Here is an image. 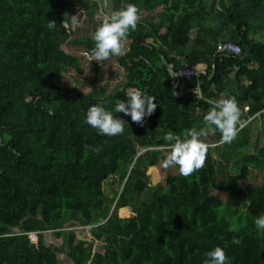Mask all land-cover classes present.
Wrapping results in <instances>:
<instances>
[{"label":"trees","instance_id":"obj_1","mask_svg":"<svg viewBox=\"0 0 264 264\" xmlns=\"http://www.w3.org/2000/svg\"><path fill=\"white\" fill-rule=\"evenodd\" d=\"M128 3L140 19L115 58L113 76L123 79L112 86L104 70L114 57L79 79L92 58L99 0H0V264H61L62 255L69 264H203L216 246L230 264H264V232L253 223L264 214V184L247 183L250 171L264 172V136L251 137L264 118V0H113V10ZM79 11L91 25L78 27L81 36L64 23ZM229 43L240 53L218 51ZM163 58L177 74L204 70L201 96L175 95ZM193 88L180 78L178 92ZM132 91L157 98L142 124L120 113L124 132L108 137L84 123L91 105L111 109ZM227 97L242 113L235 139L222 144L213 130L214 141L202 138L200 170L185 177L165 168L163 136L185 138ZM111 177L119 189L108 195ZM78 227H89L102 249L78 239ZM48 232L63 243L47 245Z\"/></svg>","mask_w":264,"mask_h":264},{"label":"clouds","instance_id":"obj_2","mask_svg":"<svg viewBox=\"0 0 264 264\" xmlns=\"http://www.w3.org/2000/svg\"><path fill=\"white\" fill-rule=\"evenodd\" d=\"M97 15L98 17L102 15L103 18L91 36L94 47L89 55L97 63L124 55L127 35L136 29L140 19L137 7L128 3L119 10L105 14L98 12ZM64 23H70L73 28L81 26L80 14L66 15ZM56 25L54 21L48 20L49 29H54ZM199 89L201 87L197 88L196 95L201 96L202 91L200 92ZM156 99L155 96L146 92L132 91L126 94L125 99L118 100L111 109L105 104L91 105L85 114L84 123L95 129L98 135L108 137L120 135L124 132L126 123L120 113L129 116L131 121L142 124L146 116L150 117L155 112ZM241 114V108L234 97L221 98L216 100L204 115L203 127L189 129L183 139L173 132H167L163 139L170 142V151L163 161V166L165 168L176 166L179 175L185 177L200 170L204 166L208 150V145L202 138L209 131L215 130L220 133V143H231L239 131ZM253 223L258 232H264V214L255 217ZM232 243L238 245L240 241L233 237ZM205 255L203 264H230L229 257L220 246L214 247Z\"/></svg>","mask_w":264,"mask_h":264},{"label":"rangeland","instance_id":"obj_3","mask_svg":"<svg viewBox=\"0 0 264 264\" xmlns=\"http://www.w3.org/2000/svg\"><path fill=\"white\" fill-rule=\"evenodd\" d=\"M100 1V13L102 14H105V13H110L113 10V0H99ZM107 5V6H106ZM81 12H77L76 15H79ZM80 18H81V25H83L84 21H85V16L80 14ZM103 18V16L101 15V19ZM100 19V21H101ZM90 24L89 23H85V25H83V27H85V29H87L88 27L90 28ZM74 31L76 32H79V36H81L84 31L82 32V29L76 27L74 28ZM82 32V33H81ZM77 36V35H75ZM128 47H129V41L126 40L125 42V52L128 50ZM65 50H67V52H70V53H75V54H79V55H84V53L82 52V49H79V48H76L74 46H66L65 47ZM86 59L84 60V72L82 75L79 76V79H83V78H87V77H91L92 76V73H93V66H94V62L95 60H93V58H90L88 56H85ZM119 57V56H118ZM116 57H114V59L112 60L111 59V63L110 65H107L105 66V70H104V75L110 79V74H112L113 76V73L115 68H117L116 66V62H115V59ZM121 74V72H119V75ZM114 77V76H113ZM121 78L123 79V75H121L120 77H114L112 81V83H115L113 84L112 86L114 85H119L120 83V80ZM65 82L69 85H72L74 82L72 80V78L70 77V75H66L65 76ZM112 90V88H108V91L110 92ZM258 137L261 138V140L263 139V136H264V118L261 120V119H257L255 121V124L251 127V137H252V140L256 139ZM214 136H213V133L212 131H209L206 136L203 137L204 140H208V141H214ZM221 164L223 166H225V169H227V164L225 161H221ZM241 165L240 163H233L229 166L228 170L231 172V173H237L238 170L240 169ZM172 170L174 171L173 173H175V169H174V166H172ZM158 171V170H157ZM156 170H151L150 171V175L152 177H154V180H152V184H156L159 180V175H158V172ZM158 178V179H157ZM248 179V182L247 183H256V184H264V172L263 171H255V170H252L250 171L249 173V177L247 178ZM119 189V182H118V179H116L115 177H111L109 178L105 184H104V190L105 192L108 194V195H113L116 191H118ZM68 230H73L72 229H68ZM75 233L77 234V237L78 239H84V240H87V241H92L93 242V239L91 237V232L89 230V228H86V229H83V231H81L82 229L80 228H75L74 229ZM63 243V240L60 238V237H57L56 235L53 234V232H48L47 235H46V244L47 245H60ZM93 249L94 251L96 250H101V243L99 242H96L94 241L93 242ZM61 259V264H69V262L67 261L66 257L65 256H61L60 257Z\"/></svg>","mask_w":264,"mask_h":264},{"label":"built area","instance_id":"obj_4","mask_svg":"<svg viewBox=\"0 0 264 264\" xmlns=\"http://www.w3.org/2000/svg\"><path fill=\"white\" fill-rule=\"evenodd\" d=\"M218 51L219 52H225V53H235V54H239L240 53V48L238 46H235L234 44H223V45H219L218 46ZM205 71H196L193 70L191 68L188 67H184L181 69V71L179 72L180 77L187 79L189 82H192L195 84V88H200V78L201 76L205 75ZM36 241V237L33 236L32 237V242Z\"/></svg>","mask_w":264,"mask_h":264},{"label":"water","instance_id":"obj_5","mask_svg":"<svg viewBox=\"0 0 264 264\" xmlns=\"http://www.w3.org/2000/svg\"><path fill=\"white\" fill-rule=\"evenodd\" d=\"M163 63H164V65L167 67L168 72H169V74H170V76H171L172 82L174 83V85H173V90H174V94H175V95H185V94H188V93H196L197 88L188 89V90H183V91L178 92L177 89H178V86H179V80H180L179 75H178L177 73H175V72L171 69V67L169 66V64L167 63V61H166L164 58H163ZM214 74H215V68H214V71H213V73H212V75H211L210 78H212V77L214 76ZM199 90H200V92L202 91L201 89H199ZM145 151H146V150H145ZM145 151L141 152L140 154L144 153Z\"/></svg>","mask_w":264,"mask_h":264}]
</instances>
